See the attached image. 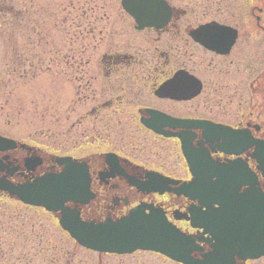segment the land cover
<instances>
[{
    "label": "flooded vegetation",
    "instance_id": "obj_1",
    "mask_svg": "<svg viewBox=\"0 0 264 264\" xmlns=\"http://www.w3.org/2000/svg\"><path fill=\"white\" fill-rule=\"evenodd\" d=\"M161 1L167 15L158 9L139 20L119 2L120 14L103 35L95 18L87 17L88 9L73 8L75 30L60 31L56 48L44 51L48 61L40 52V70L29 78L61 79L55 88L57 113L73 116L70 131L79 134L71 137L69 130L59 129L52 143L46 132L38 142L19 137L15 129L12 135L0 133L10 140L0 145V179L18 186L45 174L60 175L61 161L68 160L83 190L63 207L76 211L81 221L117 220L138 207L148 214L151 207L192 240L196 250L191 258L201 260L213 252L215 240L204 230L209 228L217 230L222 258L258 264L264 255L242 260L245 254L233 247L246 229L247 239L255 235V218H264V205L261 210L256 204L257 197L264 202V175L255 160V144L264 147V0H200L195 24L186 22L194 19L187 18L178 1ZM200 27L198 42L192 35ZM117 34L128 37L127 45L114 43ZM44 44L49 42L44 39ZM26 64L30 69L29 59ZM207 126L226 130L221 132L226 136L207 137ZM244 195L247 207H239ZM0 200L57 225L58 212L25 206L3 192ZM27 236L28 244L32 236ZM92 254L95 264H103L102 259L128 263L143 255L178 264L150 252ZM36 256L24 264L70 261L65 253L48 258L47 248Z\"/></svg>",
    "mask_w": 264,
    "mask_h": 264
},
{
    "label": "rangeland",
    "instance_id": "obj_2",
    "mask_svg": "<svg viewBox=\"0 0 264 264\" xmlns=\"http://www.w3.org/2000/svg\"><path fill=\"white\" fill-rule=\"evenodd\" d=\"M69 1L70 0H15L14 4L17 9H21L23 16L12 17L7 26L6 24L0 26V29H6L5 34L11 31L22 32L26 28V30H43L41 34L45 33L44 36L50 43L49 45H45L44 42H41L38 47L34 44L35 35H32V37H25L23 35L25 39L19 38L17 45L19 53L15 55V58L18 57L19 60L14 61L19 64L14 74V71L11 72L13 62H9L12 50L11 48L8 49V47H11L13 44L10 40L7 45L6 41L9 39L7 38L6 40L5 36L0 38V133L11 134L15 129L19 137H29L38 142L41 140L44 132L48 133L53 140L57 130L61 129L65 132L71 130L70 125L74 122L75 118L67 115L62 116V112L60 111L57 113L59 106L56 105L55 88L58 89L60 87L61 79L53 75H45L31 80L29 77L22 75L28 68L26 66V61L27 59L32 61V57L34 61L33 63L30 62V65L36 66V60L40 57L38 52H42L41 57H44V62L48 61L47 56L44 55V51H50L56 48L52 39L56 36L60 38V34L57 35L60 31L69 30V33H71V31H73L72 29L75 30L76 25L72 24L73 20H77L76 17H73L74 7L84 10L88 9L86 11L87 17H89L90 20L95 18L96 30H100L102 35L105 31L111 30V27L115 23L112 21L114 19L113 17L119 16L120 12L118 5L119 0H86L85 2L83 0H73L74 3L78 2V4L75 5H72ZM174 1H178V4H180H175L172 0L175 5L181 8L184 7V9L187 10L188 19L190 17L194 19L193 21H186L187 23L195 24L199 22L200 0ZM79 28L82 29L81 27ZM115 29L118 30V28ZM119 30L122 32L127 31L122 29ZM74 33L75 35H79V32ZM20 36H22V33ZM12 37L11 35V38ZM111 39H113L115 44H122L125 42V45H127L126 43L128 41V37L123 34L112 35ZM93 40L96 45L99 41V37L96 35ZM103 40L104 39H102V41ZM28 42H32L33 45H28ZM24 45H28V47H24ZM34 47H37V49L33 50L34 52H32V56H30L28 52L30 53V50ZM39 70L40 69H36V71ZM19 75L28 79H19ZM59 99L62 103L64 102V98ZM78 134V131H70L71 137L77 136ZM51 142L54 143V140ZM31 224H34V229L38 233H32L30 230ZM2 228L6 230L4 234L7 238H2V244L0 245V261L3 264H24V262L32 259L33 255H35L36 258L39 249L46 248L48 258L52 257V259H55L54 256L60 257L64 253L67 254L69 257L65 259L70 260L68 264H95V262H97L95 254L80 248H75L68 238L57 229L56 224H51L48 217L34 214L30 210L21 211V207L14 205L9 200H0V229ZM12 228L23 230L26 236H32L30 242H28L26 248L23 250L27 258L22 260V262H20L19 259L22 258V255L20 256L22 253L20 247L16 244H9V242L16 240L13 234L7 233V229L9 230ZM39 234L42 236L40 238L43 239L41 241L38 237ZM4 251L12 253V256L8 255L11 261H2L4 258L2 256L4 255ZM143 256H136L130 259L128 263L122 264H134L135 260H140L143 264H170L160 259L158 260L153 256L147 255L146 258ZM102 260L103 264H117L118 262V259ZM39 262L40 259L37 260V263ZM43 264L49 263L44 261ZM258 264H264V260H261Z\"/></svg>",
    "mask_w": 264,
    "mask_h": 264
},
{
    "label": "water",
    "instance_id": "obj_3",
    "mask_svg": "<svg viewBox=\"0 0 264 264\" xmlns=\"http://www.w3.org/2000/svg\"><path fill=\"white\" fill-rule=\"evenodd\" d=\"M121 7L135 20H139L142 16L156 15L158 9L164 11L165 15L168 11L161 0H121ZM201 28H198L192 35L198 42ZM208 48L215 50L212 47ZM207 128L210 131L207 133L208 136H226L221 133L226 130H220L214 126H207ZM211 131L214 134H210ZM9 142L10 140L0 137V145ZM243 142L239 136V146ZM255 147V158L259 169L264 174V147L259 144ZM67 161H61L65 168L60 175L45 174L31 183L13 186L0 179V191L10 197H15L25 205L42 207L47 212H59L58 224L61 229L79 246L91 251L118 255L130 254L137 250L151 251L181 264H232L229 259L222 258L220 255L218 248L221 245L216 237V229L204 228L205 232H208L215 240L213 252L203 256L202 260H194L190 257V252L195 249L192 240L168 224L161 214L151 207L148 208V214L144 212L146 208L138 207L130 211L127 216L117 220L106 219L98 223L82 222L76 211L63 207L65 202H75V199L79 198L75 192L82 193L83 190L82 181L77 177L74 166ZM181 189L184 190L183 186ZM246 201H248L247 196L240 197L239 207H247L243 205ZM245 212L246 209H243V213ZM263 222L264 218L256 217L255 223L258 226L255 228V235L253 231V235L247 239L246 229L245 235L239 241H235L237 247L233 249L237 248L246 256H241L242 260L264 255Z\"/></svg>",
    "mask_w": 264,
    "mask_h": 264
},
{
    "label": "trees",
    "instance_id": "obj_4",
    "mask_svg": "<svg viewBox=\"0 0 264 264\" xmlns=\"http://www.w3.org/2000/svg\"><path fill=\"white\" fill-rule=\"evenodd\" d=\"M14 1L15 0H0V19H1L0 26H2L3 24H6V26H7L12 17L23 16L21 9L16 8ZM9 27H10V24H9ZM11 28H12V26H11ZM5 30L6 29H0V38L5 36L6 40H7V38L9 39L8 41H6L7 45L9 44L10 40H11V43L13 44L11 47H8V49L11 48V50H12L11 58H10L9 62H13L12 63L13 68L12 69L14 70V74H15L17 71L18 64H19V63L14 62L15 60H19L18 57L15 58V55L19 53V50L17 49L18 39L19 38L25 39V37L23 35L20 36L22 33L21 31H11L8 34H5ZM15 34H16V36H15ZM11 35L13 36L12 38H11ZM41 42H44V37H41V36L35 37L34 44H36V46L39 47V44ZM29 44H30V46L33 45L32 42L31 43L28 42V45ZM28 45H26V46L28 47ZM26 46L24 45V47H26ZM36 49H37V47H34L33 49L30 50L31 51L30 53L28 52V54L30 56H32V52H34L33 50H36ZM36 61L38 62V59ZM36 69H38V64L36 66L31 65L30 69L25 70L22 75L29 77L31 74L38 72V71H36ZM22 75H19L18 78L25 80L26 77H23ZM33 227H34V224H31V228H33ZM5 231L6 230H4L3 228L0 229V245L2 244V241H1L2 238L7 239L5 237V234H4ZM7 233L13 234L15 239H16L15 241L9 242V244H16L22 250V253L20 254V256L22 255V258H19L20 262H22V260H24L26 257V256H23V250L26 248L27 242L25 241V237H27V236L24 234L23 230H17L16 228H12L9 230L7 229ZM8 255L12 256V253H10V252L8 253L7 251H4V255H2L4 258L2 259V261L3 260L5 262L10 261ZM0 259H1V256H0ZM0 264H3V263H1V261H0Z\"/></svg>",
    "mask_w": 264,
    "mask_h": 264
}]
</instances>
